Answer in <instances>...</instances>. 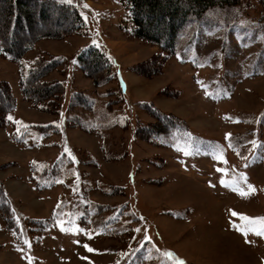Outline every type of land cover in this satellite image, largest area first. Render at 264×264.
I'll use <instances>...</instances> for the list:
<instances>
[{"label":"rangeland","instance_id":"374dc122","mask_svg":"<svg viewBox=\"0 0 264 264\" xmlns=\"http://www.w3.org/2000/svg\"><path fill=\"white\" fill-rule=\"evenodd\" d=\"M71 4L83 31L40 40L22 59L25 69L44 53L64 59L69 78L59 114L25 103L18 65L0 57V77L16 99L8 120L17 126L0 130V167L5 159L15 163L0 168V179L23 216L51 222L47 231H24L25 253L0 230V264H264V235L257 234L264 231V0L210 10L192 43L182 38L154 77L131 73L161 52L130 36L120 0ZM42 11L28 22L30 34L40 23L43 30L67 26ZM4 13L0 4V32ZM152 26L169 38L159 19ZM87 45L111 63L114 79L101 87L73 63L74 52ZM141 103L183 120L191 136L225 147L192 149L178 131L141 139L137 128L156 121ZM7 136L26 143L13 147ZM29 166L52 169L44 172L43 192L27 185ZM35 172L41 180L43 172Z\"/></svg>","mask_w":264,"mask_h":264},{"label":"trees","instance_id":"16d2710c","mask_svg":"<svg viewBox=\"0 0 264 264\" xmlns=\"http://www.w3.org/2000/svg\"><path fill=\"white\" fill-rule=\"evenodd\" d=\"M120 1L130 14L133 25L131 36L155 45L161 52L133 68L136 74L147 77H154L162 71L166 60L175 54L181 38L189 32L193 34L198 25L206 23L210 10L217 7L230 8L237 6L240 2V0ZM0 4L5 6L4 22L0 32V57H7L13 61H20L40 40H61L80 32L83 28V20L75 5L62 0H0ZM43 8L51 11L57 18L61 17L66 20L67 26L64 28L47 27L43 30L44 26L40 23L37 24L39 30L30 34L28 22L42 18ZM157 19L165 26L169 38L161 35L159 29L152 26ZM21 31H24L28 37L15 40V34ZM148 31L154 32L148 35L146 34ZM13 41L17 45L14 50L10 47ZM77 60L85 75L91 78L96 86L105 82L107 63L103 54L95 48L87 47L77 54ZM63 62L61 57H53L45 53L35 60L29 70H21L19 86L24 99L35 105L47 104L48 110L58 113L64 92L63 85L57 80L48 81L45 78L55 71L62 74ZM14 106L15 102L8 84L0 80V127L5 124L6 115ZM146 107L150 110L149 115L156 121L138 129L137 136L141 139L147 140L151 136L160 134L175 137V132L178 131L183 134L190 148L203 150L208 146V143L189 134L188 127L183 120L170 113L165 114L152 105L150 107L146 105ZM209 145L219 148L213 143ZM0 215L7 230L13 233L18 242H23L21 219L13 210L2 182H0ZM34 223L37 224L36 227L32 225H27V227L29 226V229L39 227V231H45L51 227L50 220Z\"/></svg>","mask_w":264,"mask_h":264},{"label":"snow or ice","instance_id":"6c2138e0","mask_svg":"<svg viewBox=\"0 0 264 264\" xmlns=\"http://www.w3.org/2000/svg\"><path fill=\"white\" fill-rule=\"evenodd\" d=\"M63 2H66V3H71V0H63ZM86 6V5H85ZM9 119H12L11 117H9ZM230 136V134H228ZM187 154V153H186ZM223 183V181H222ZM249 190H252V186L249 185L248 186ZM240 195L244 196V195H247L246 192L244 191H240ZM233 215H236V213H233ZM242 219H245V220H248L249 218L244 216V217H241ZM261 222L264 223V217L260 218ZM137 231H140L139 229H137ZM258 235H264V231H261V232H257ZM25 243H27V241H25ZM85 247L87 248V245H85ZM88 251H93V249L91 248H88ZM166 256H172V253H165ZM178 264H183V262H178Z\"/></svg>","mask_w":264,"mask_h":264},{"label":"crops","instance_id":"0c3cea01","mask_svg":"<svg viewBox=\"0 0 264 264\" xmlns=\"http://www.w3.org/2000/svg\"><path fill=\"white\" fill-rule=\"evenodd\" d=\"M7 163H8V160L5 159V160H4V163L1 164V168H2V166H5V164H7ZM3 168H4V167H3ZM16 179H18V177H16ZM16 179H15V180H16ZM1 180H2V179H1ZM20 180H21V179H20ZM21 181H22V180H21ZM4 182H5V180H4ZM5 184H6V182H5ZM6 187H7V186H6Z\"/></svg>","mask_w":264,"mask_h":264}]
</instances>
